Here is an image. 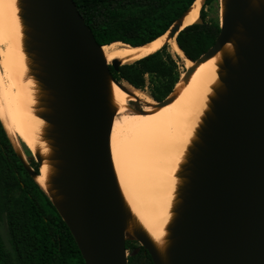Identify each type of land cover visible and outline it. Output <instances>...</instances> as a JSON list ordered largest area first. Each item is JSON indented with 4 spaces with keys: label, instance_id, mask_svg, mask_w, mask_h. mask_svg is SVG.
Masks as SVG:
<instances>
[{
    "label": "water",
    "instance_id": "water-1",
    "mask_svg": "<svg viewBox=\"0 0 264 264\" xmlns=\"http://www.w3.org/2000/svg\"><path fill=\"white\" fill-rule=\"evenodd\" d=\"M20 3L26 47L44 91L40 116L50 126L53 147L55 173L51 191H45L85 264H127L131 216L110 152L116 115L110 86L122 85L110 66L118 70L122 64H108L73 0ZM171 27L176 38L180 28ZM220 27L197 60L186 56L199 64L225 44L233 46L232 54L222 56V84L183 167L164 254L139 227L129 232L153 264H264V0H221ZM193 71L188 68L184 80ZM33 157L42 163L38 154Z\"/></svg>",
    "mask_w": 264,
    "mask_h": 264
},
{
    "label": "bare ground",
    "instance_id": "bare-ground-1",
    "mask_svg": "<svg viewBox=\"0 0 264 264\" xmlns=\"http://www.w3.org/2000/svg\"><path fill=\"white\" fill-rule=\"evenodd\" d=\"M204 0L192 6L173 24L182 30L199 17ZM171 29L154 41L140 46L122 42L103 45L108 64L114 60L130 64L154 54L164 46L194 71L176 85L168 102L160 106L148 102L150 110H133L128 102L144 98L139 89L112 82L111 103L120 120L121 131L111 129L110 152L114 172L124 204L131 216L129 232L139 227L163 255L168 246L169 226L179 203L183 167L187 163L198 130L210 110L215 90L221 86L220 65L224 53L232 54L233 46L225 44L210 58L193 63L178 47ZM26 26L20 0H0V68L6 85L0 86V120L15 150L22 155L17 141L42 163L34 179L47 192L55 173L49 124L40 115L44 112V91L34 75L33 62L26 47ZM113 126V124H112ZM17 140V141H16ZM28 162V161H27Z\"/></svg>",
    "mask_w": 264,
    "mask_h": 264
},
{
    "label": "trees",
    "instance_id": "trees-1",
    "mask_svg": "<svg viewBox=\"0 0 264 264\" xmlns=\"http://www.w3.org/2000/svg\"><path fill=\"white\" fill-rule=\"evenodd\" d=\"M99 45L122 42L131 46L150 43L166 33L192 6L195 0H73ZM204 0L199 11L201 22L180 30L175 38L178 47L197 60L215 42L220 23L207 18ZM161 50L115 70L113 79L127 82L136 89L145 84V74L163 70ZM194 63V62H193ZM165 98L170 89L159 92ZM29 166L39 175L40 165L33 155ZM0 198L6 212L11 247L0 236V264H85L68 227L55 209L48 193L29 175L15 151L0 120ZM127 264H153L142 246L125 242Z\"/></svg>",
    "mask_w": 264,
    "mask_h": 264
},
{
    "label": "rangeland",
    "instance_id": "rangeland-1",
    "mask_svg": "<svg viewBox=\"0 0 264 264\" xmlns=\"http://www.w3.org/2000/svg\"><path fill=\"white\" fill-rule=\"evenodd\" d=\"M207 11V18L212 21H216L220 23V17H221V0H214L210 5L206 6ZM3 54L2 48H0V57ZM161 59L163 63V70L160 72H149L145 74V84L144 87H142L140 90V93L144 96V98H138V102L135 104L128 102L129 106L135 110L136 107L140 108V110H150L154 109L153 106L150 107L148 102L154 101L156 104L158 102H161L171 96L174 93V90L176 88V85L179 82H182V75L185 74L188 68V63L181 60L178 56L173 54L168 47L162 51L161 53ZM195 65V63H194ZM4 72L3 69L0 68V86L6 85L4 80ZM123 87H130L127 82L122 81L121 82ZM133 87V86H132ZM134 88V87H133ZM170 89V93L167 97L162 98L160 100L156 99V96H159V92H164L166 90ZM116 128V131H121L122 126L120 124V120H116L115 123H113L112 129ZM17 141V140H16ZM19 148L21 149L22 157L26 161H28V158L32 153L30 150L23 144L21 141H17ZM29 163V162H28ZM0 236L1 239L6 246V248L11 247V241H10V234L9 229L7 225V218H6V212L3 209L2 200L0 198ZM126 239L131 240L135 247L141 246L138 241L135 240L133 235L129 232L126 233ZM127 253L129 254L130 251L127 250Z\"/></svg>",
    "mask_w": 264,
    "mask_h": 264
}]
</instances>
